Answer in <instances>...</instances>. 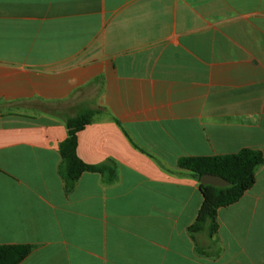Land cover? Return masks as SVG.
<instances>
[{"label": "crops", "instance_id": "obj_1", "mask_svg": "<svg viewBox=\"0 0 264 264\" xmlns=\"http://www.w3.org/2000/svg\"><path fill=\"white\" fill-rule=\"evenodd\" d=\"M87 164L60 174L66 121ZM264 155V0H0V246L21 264H264V165L194 237L184 158Z\"/></svg>", "mask_w": 264, "mask_h": 264}, {"label": "trees", "instance_id": "obj_2", "mask_svg": "<svg viewBox=\"0 0 264 264\" xmlns=\"http://www.w3.org/2000/svg\"><path fill=\"white\" fill-rule=\"evenodd\" d=\"M97 114V111H88L66 121L68 135L60 146V174L69 193L74 190L84 173L100 174L106 184H113L118 180V166L114 161L90 165L78 155L79 133L92 123ZM263 165L264 155L249 149L226 156L181 159L179 167L192 173L204 198L198 217L189 228L191 235L194 237L205 232L213 238L219 228V209L237 203L255 185L257 172ZM207 174L221 176L230 185L216 187L201 184L202 177ZM34 250L33 245H2L0 264H21Z\"/></svg>", "mask_w": 264, "mask_h": 264}, {"label": "water", "instance_id": "obj_3", "mask_svg": "<svg viewBox=\"0 0 264 264\" xmlns=\"http://www.w3.org/2000/svg\"><path fill=\"white\" fill-rule=\"evenodd\" d=\"M201 184L212 185L216 187H227L230 185V183L225 178L210 174L204 175L202 177Z\"/></svg>", "mask_w": 264, "mask_h": 264}]
</instances>
